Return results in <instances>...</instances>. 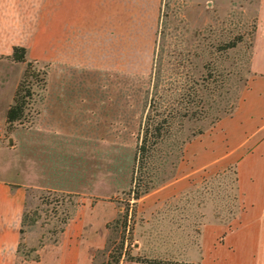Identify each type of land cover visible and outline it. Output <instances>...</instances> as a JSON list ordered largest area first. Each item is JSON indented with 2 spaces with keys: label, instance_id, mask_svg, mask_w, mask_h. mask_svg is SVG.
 Listing matches in <instances>:
<instances>
[{
  "label": "crops",
  "instance_id": "obj_1",
  "mask_svg": "<svg viewBox=\"0 0 264 264\" xmlns=\"http://www.w3.org/2000/svg\"><path fill=\"white\" fill-rule=\"evenodd\" d=\"M160 3L0 0V264H94L106 246L107 225L120 210L116 201L127 191L117 185L115 145L112 157L89 164L84 131L60 122L77 121L80 114L69 105L84 99L96 98V105L93 101L86 109L94 121L102 119L100 108L104 114L111 110L99 106L98 90L113 88L114 104L116 87H92L94 81L99 82L101 72L115 75L117 67L131 73L133 26L141 18L153 25ZM252 3L256 29L242 98L211 127L191 135L167 177L159 180L158 175L167 173L160 169L151 189L136 201L134 254L179 263L264 264V0ZM14 46L25 47V61L11 57ZM33 62L46 65L39 113L30 126L7 133V110L27 63ZM54 71L59 87H50ZM84 72L91 87H77ZM79 90L88 92L78 95ZM87 132L99 141V130ZM231 169L242 205L233 221H202L195 231L171 220L179 213L171 201L197 182ZM34 188L77 194L80 200L57 240L32 252L38 260L19 251L25 200ZM119 264L142 263L122 258Z\"/></svg>",
  "mask_w": 264,
  "mask_h": 264
},
{
  "label": "rangeland",
  "instance_id": "obj_2",
  "mask_svg": "<svg viewBox=\"0 0 264 264\" xmlns=\"http://www.w3.org/2000/svg\"><path fill=\"white\" fill-rule=\"evenodd\" d=\"M256 15L252 0H161L153 25L149 27L142 22L145 18H141V24L133 26L131 73H121L117 67L115 75L112 71L109 76L101 72L99 82L94 81L92 87H116L114 104L113 88L98 90L99 106L111 110L104 114L100 108L102 119L94 121L86 109L93 101V106L96 105V98L69 105L76 108L79 118L74 122H60V125L84 131L85 162L92 164L97 157L98 161L112 157L115 145L117 185L127 190L116 201L120 207L117 223H111L107 244L96 254L94 264H114L112 259L125 251L129 256L146 258L133 253L134 216L131 211L135 206L128 193L134 184L131 178L135 146L137 138L142 136L145 119L149 115L155 121L161 118L170 121V128L157 140L143 169L142 178L150 181L149 191L160 169L167 171L165 175H158L162 181L181 159L183 143L191 135L211 127L239 103L250 75ZM44 71V63L31 65L26 84L30 85L32 96L27 98L20 123L6 129L7 133L34 123L44 97ZM51 77L50 87H59L56 71ZM77 87H91L87 72L79 77ZM87 92L79 90L78 95ZM150 101L154 110L149 109ZM113 107L115 119L112 118ZM158 112L163 114L159 116ZM95 130L100 131L99 141L87 132ZM75 201L76 198L62 192L30 189L25 209L28 220L33 223L27 220L23 226L21 254H32L30 250L41 242L57 238L62 220L73 211ZM169 205L179 212L171 220L195 231L202 221H233L242 207L235 170L197 182ZM202 210H210V214ZM126 212L125 222L122 215ZM164 264L177 263L164 260Z\"/></svg>",
  "mask_w": 264,
  "mask_h": 264
},
{
  "label": "trees",
  "instance_id": "obj_3",
  "mask_svg": "<svg viewBox=\"0 0 264 264\" xmlns=\"http://www.w3.org/2000/svg\"><path fill=\"white\" fill-rule=\"evenodd\" d=\"M235 43L233 42L232 45H235ZM11 57L17 61H25L26 60L25 59V47L14 46L13 51L11 53ZM31 65H32V63H27V66L25 67L23 75H22V77H21V79L17 85V88L15 90L14 97H13V103L9 106V108L7 110V113H6V129L7 130L10 129V127H12L13 124H15L17 122L20 123V121L22 120V117L24 115V109H25V105L27 103V98L30 99L32 96V91L30 89V85L26 84L27 76L29 74ZM43 73L45 74L46 71H44ZM28 84H29V82H28ZM157 106L160 107V103ZM154 107H155L154 104H152L150 101L149 109L154 110ZM160 114L162 115L163 113L158 112L157 115L160 116ZM150 121H151V123H150ZM169 128H170V121L166 118H161L160 120L155 121V120H152L151 117H149V115H148L145 119L142 136L137 138V143L135 146L134 166L132 169V178H131V181L134 184L131 186V188L128 192L132 196V198L134 199V202H133L134 206H135L136 201L141 196H143L145 193H147L149 186H150V184H149L150 181L145 182V180L142 178L143 169L145 168L149 158L151 157L154 146L157 144V140L162 138V136H163L162 133L167 132V130ZM64 194H66L68 197L76 198V201L74 202V204H75L74 206L79 204V202H80L79 195L73 194V193H64ZM134 213H135V208H132L131 216H134ZM71 215H72V212L70 214H66L65 218L62 220V227L59 229L58 232L62 231L63 225L71 217ZM122 217L126 222L127 212L125 214H123ZM116 218L107 225V227L109 229H110V225L112 222L117 223ZM27 220H28V217H27V213H26V209H25V211L23 213L21 229H20L21 241H22L23 226ZM28 221L33 223V220L29 219ZM125 222H123V223L125 224ZM56 240H57V238H55L51 242H55ZM44 243L45 242H41L38 246H42ZM20 245H21V242L19 244V251H20ZM121 247H123V244ZM36 249L37 248H33L30 251L33 252V251H36ZM24 257H30L34 260H38V254L32 255L31 253L30 254L26 253V254H24ZM122 258L127 259V260H134V261L142 263V264H164V260L129 256V254L126 251L124 253H122V256H121V252H120V256L113 258L112 261L114 264H119L120 260ZM176 263L177 264H199V263H179V262H176ZM108 264H111V263L109 262Z\"/></svg>",
  "mask_w": 264,
  "mask_h": 264
},
{
  "label": "water",
  "instance_id": "obj_4",
  "mask_svg": "<svg viewBox=\"0 0 264 264\" xmlns=\"http://www.w3.org/2000/svg\"><path fill=\"white\" fill-rule=\"evenodd\" d=\"M10 142H11V139H10Z\"/></svg>",
  "mask_w": 264,
  "mask_h": 264
}]
</instances>
